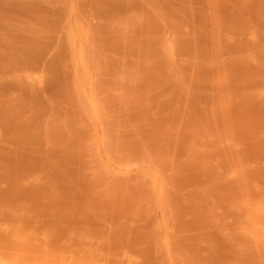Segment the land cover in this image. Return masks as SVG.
<instances>
[{
	"label": "rangeland",
	"instance_id": "374dc122",
	"mask_svg": "<svg viewBox=\"0 0 264 264\" xmlns=\"http://www.w3.org/2000/svg\"><path fill=\"white\" fill-rule=\"evenodd\" d=\"M258 221L264 0H0V253L264 264Z\"/></svg>",
	"mask_w": 264,
	"mask_h": 264
},
{
	"label": "bare ground",
	"instance_id": "6f19581e",
	"mask_svg": "<svg viewBox=\"0 0 264 264\" xmlns=\"http://www.w3.org/2000/svg\"><path fill=\"white\" fill-rule=\"evenodd\" d=\"M257 222V221H256ZM256 222H254V224H256ZM258 223H259V221H258ZM261 223V222H260ZM259 223V224H260ZM252 224V223H251ZM250 224V225H251ZM253 224V225H254ZM262 224H264V223H262ZM262 224H260V226L262 225ZM252 225V226H253ZM251 226V227H252ZM254 227H255V225H254ZM256 227H259V226H256ZM254 229V228H253ZM252 230V229H251ZM250 230V231H251ZM253 231V230H252ZM262 231V230H261ZM254 232V231H253ZM252 232V233H253ZM259 232H260V230H259ZM258 232V233H259ZM257 233V232H256ZM24 243V242H23ZM22 245V244H21ZM24 245V244H23ZM22 245V246H23ZM18 246V245H17ZM21 246V247H22ZM26 246V245H25ZM12 247H14V246H12ZM4 248H7V247H4ZM23 248V247H22ZM29 247H27L26 249H28ZM1 249H2V247H1ZM11 249V248H10ZM13 249V248H12ZM19 249V248H18ZM21 249V248H20ZM19 249V250H20ZM33 249V248H32ZM3 250V249H2ZM31 250V249H30ZM4 251V250H3ZM11 251H13V250H11ZM16 251V250H15ZM18 251V250H17ZM21 251V250H20ZM24 251V250H23ZM40 250H37V252H39ZM9 252V251H8ZM14 252V251H13ZM22 252V251H21ZM21 252H15L16 254H11V255H7L6 253H7V251H6V253H0V264H74V262L73 263H71L70 261H68V260H62V261H56V260H50L51 258L48 256V255H43L44 257L42 258V257H38V255L36 256H34L33 254L32 255H28V253H27V255H26V253L24 254L23 252L21 253ZM30 254V253H29ZM49 255H50V253H49ZM54 255V254H53ZM63 255V254H62ZM51 256H52V254H51ZM56 256V255H55ZM59 256V255H58ZM50 259H49V258ZM60 257H61V255H60ZM71 257H74V256H72L71 255ZM48 258V259H47ZM58 258V257H57ZM67 258H69V256H67ZM52 259H56V258H52ZM60 259V258H59ZM74 260V259H73ZM75 261V260H74ZM76 262V261H75Z\"/></svg>",
	"mask_w": 264,
	"mask_h": 264
}]
</instances>
